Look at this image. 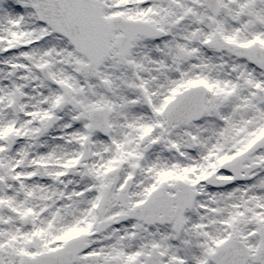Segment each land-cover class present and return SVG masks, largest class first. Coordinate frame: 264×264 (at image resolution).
Instances as JSON below:
<instances>
[{
    "label": "snow or ice",
    "instance_id": "1",
    "mask_svg": "<svg viewBox=\"0 0 264 264\" xmlns=\"http://www.w3.org/2000/svg\"><path fill=\"white\" fill-rule=\"evenodd\" d=\"M0 264H264V0H0Z\"/></svg>",
    "mask_w": 264,
    "mask_h": 264
}]
</instances>
